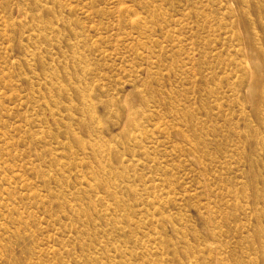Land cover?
I'll return each instance as SVG.
<instances>
[{"label": "rangeland", "instance_id": "374dc122", "mask_svg": "<svg viewBox=\"0 0 264 264\" xmlns=\"http://www.w3.org/2000/svg\"><path fill=\"white\" fill-rule=\"evenodd\" d=\"M0 264H264V0H0Z\"/></svg>", "mask_w": 264, "mask_h": 264}]
</instances>
